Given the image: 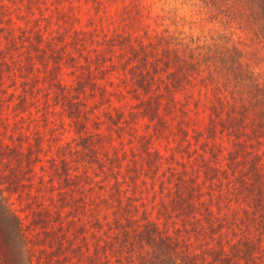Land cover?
<instances>
[{"label":"rangeland","instance_id":"1","mask_svg":"<svg viewBox=\"0 0 264 264\" xmlns=\"http://www.w3.org/2000/svg\"><path fill=\"white\" fill-rule=\"evenodd\" d=\"M216 32L247 49L264 81V44L198 0H0V193L19 217L30 264L115 263L123 252L108 222L117 197L134 217L183 238L194 264H220L213 254L229 251L230 215L242 205L241 164L226 163V133L209 134L214 96L191 71L171 101L160 96L164 125L142 103L168 80L159 35ZM153 64L145 92L136 76ZM208 165L227 177L206 179ZM191 177L201 194L188 218L173 198ZM209 197L214 221H226L214 232L202 217Z\"/></svg>","mask_w":264,"mask_h":264},{"label":"trees","instance_id":"2","mask_svg":"<svg viewBox=\"0 0 264 264\" xmlns=\"http://www.w3.org/2000/svg\"><path fill=\"white\" fill-rule=\"evenodd\" d=\"M198 1L213 15L244 30L251 40L264 44V0ZM159 41L162 43L158 57L168 80H165L164 92L149 94L148 98L142 100L144 112L150 119H156L157 123L164 125L163 116L159 114L160 96L167 94V101H171L172 87L178 88L182 77L191 71L201 72L200 83L214 96L209 134L215 135L217 130L226 133L230 138L226 163L231 167L241 164L234 178L238 182L237 203L242 205L234 207L230 215L232 220L226 231H231L226 239L229 241V251H216L212 260H218L220 264H264V81L259 80L250 59L245 55L247 49L224 33H212L205 38L199 35L188 38L159 35ZM156 66L152 65V72L148 69L136 76L137 83L145 92L150 91L153 72L160 68ZM225 102L228 106L222 113ZM219 173L218 167L208 165L204 175L210 180L228 175L224 169H221L222 175ZM193 182L194 178L191 177L184 184L185 192L178 189L173 198L178 213L188 218L197 210L192 198L201 194L200 185ZM119 192L118 185H115L109 194L112 197L119 196ZM117 199L108 228L114 230V238L119 243L115 248L123 255L115 257V263L112 264L195 263L197 254L191 252L183 238L160 229L153 221H141L142 216L134 217L129 202L122 205L119 197ZM210 200L209 197L204 201L207 211L202 217L214 232L226 221L222 222V218L214 221L213 212L208 209ZM0 216H3L0 222V264H30V259L26 258L21 247V243L26 242V235L19 217L6 207L1 193ZM197 219L190 222H196ZM192 227L196 228L195 223ZM106 243L110 244L109 241ZM62 249L61 245H57L53 252L57 254ZM55 259L58 262L60 257Z\"/></svg>","mask_w":264,"mask_h":264}]
</instances>
